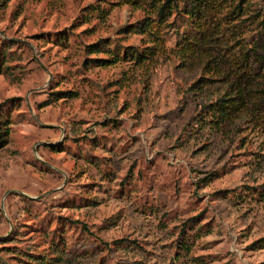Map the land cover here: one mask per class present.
<instances>
[{
    "label": "rangeland",
    "instance_id": "obj_1",
    "mask_svg": "<svg viewBox=\"0 0 264 264\" xmlns=\"http://www.w3.org/2000/svg\"><path fill=\"white\" fill-rule=\"evenodd\" d=\"M116 1L0 0V264H264V111L206 105L234 68L171 51L190 22L91 61L148 43Z\"/></svg>",
    "mask_w": 264,
    "mask_h": 264
},
{
    "label": "trees",
    "instance_id": "obj_2",
    "mask_svg": "<svg viewBox=\"0 0 264 264\" xmlns=\"http://www.w3.org/2000/svg\"><path fill=\"white\" fill-rule=\"evenodd\" d=\"M135 8H140L143 15L134 23L124 27H132L147 35V44L139 47L128 45L120 52L110 47L109 42L99 38L87 44L89 52L105 51L106 57H93L97 64L115 63L120 59H130L139 63L151 61L159 53L165 52V33L178 22H190V29L181 32L171 51L182 60L188 57L213 61L222 64L213 57H218L234 68L231 79L232 94L220 95L207 106L217 109L220 114L228 115L232 109L245 110L253 104L251 110L260 114L264 111V84L258 82L264 75V9L256 7L251 0H117ZM99 14L101 9L94 7ZM224 37V35H226ZM228 36L234 43L227 45ZM235 47V51L226 54L227 48ZM10 124L5 114L0 115V148L9 139ZM262 244L264 236L256 242ZM38 264V263H37ZM39 264L53 262L39 261Z\"/></svg>",
    "mask_w": 264,
    "mask_h": 264
}]
</instances>
